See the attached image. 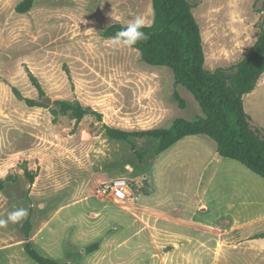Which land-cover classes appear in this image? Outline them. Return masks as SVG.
Segmentation results:
<instances>
[{
  "label": "rangeland",
  "instance_id": "1",
  "mask_svg": "<svg viewBox=\"0 0 264 264\" xmlns=\"http://www.w3.org/2000/svg\"><path fill=\"white\" fill-rule=\"evenodd\" d=\"M20 1L0 0V219L21 207L28 216L0 227V264H39L23 244L29 241L38 249L37 231L51 226L52 217L65 212L94 174L125 176L131 190L141 187L139 180L150 173V163L163 142L148 137L114 140L104 125L130 131L171 129L179 119H205L194 94L175 84L171 67L148 65L137 49L113 47L102 36L113 22L128 23L136 15L151 24L154 11H91L100 6L98 0H84L80 4L88 11H74L75 0H38L34 11L19 14L15 8ZM191 1L196 4L193 11L201 28L205 67L215 70L237 64L264 26L263 0H257L256 11L247 10L249 0ZM33 77L41 83L43 97ZM14 88L42 103L46 97L79 100L102 113V120L91 114L80 122L69 116L55 120L50 107L28 106ZM176 92L185 99L184 108ZM244 100L253 123L264 129V94L260 89L252 91ZM208 141V136L198 135L191 144L200 147ZM194 164L186 163L191 170L189 185L197 181ZM25 168L35 173L33 184ZM180 177L163 178L157 196L191 205L210 202V195L202 191L199 198L194 191L183 194L186 176L184 181ZM66 244L62 261L78 264L81 255ZM145 257H139L140 264H146Z\"/></svg>",
  "mask_w": 264,
  "mask_h": 264
},
{
  "label": "crops",
  "instance_id": "2",
  "mask_svg": "<svg viewBox=\"0 0 264 264\" xmlns=\"http://www.w3.org/2000/svg\"><path fill=\"white\" fill-rule=\"evenodd\" d=\"M75 1L74 11H88L80 4L84 0ZM98 1L100 6L91 11H154L153 0ZM255 4L257 0H249L247 10L256 11ZM259 34L255 33L248 50ZM259 89L264 94V73L254 92ZM198 135L185 136L156 154L150 173L139 180L140 188H130L125 205L102 199L94 190L115 174H94L77 190L65 212L56 213L51 226L37 231V250L63 260L68 239L78 248L99 242L96 250H82L78 264H140V256H146V264L157 260L159 264H264V178L239 161L221 156L213 139L199 143L200 147L192 145ZM187 161L195 163L196 185L188 184ZM179 175L181 181L186 176L183 194L194 191L199 198L202 191L210 195V202L191 205L158 197L159 182Z\"/></svg>",
  "mask_w": 264,
  "mask_h": 264
},
{
  "label": "trees",
  "instance_id": "3",
  "mask_svg": "<svg viewBox=\"0 0 264 264\" xmlns=\"http://www.w3.org/2000/svg\"><path fill=\"white\" fill-rule=\"evenodd\" d=\"M35 2L36 0H21L15 10L19 14L28 13ZM195 6L191 0H153V22L146 24L142 29L147 39L139 41L133 48L140 52L142 60L148 65L171 67L175 84L194 94L205 119H179L171 129L130 131L104 125L106 133L109 138L124 142L131 141L133 137L161 140L163 143L156 154L165 151L185 136L203 134L216 142L217 151L221 156L239 161L264 178V129L253 123L244 106L245 95L255 90L264 73V26L260 27L255 44L237 64L209 70L205 67L206 55L200 24L193 11ZM126 26L127 24L114 23L105 29L102 36L110 39ZM32 80L43 97L45 91L41 83L36 77ZM14 93L30 107H50L55 120L59 116H69L80 122L90 114L102 120V113L79 100L60 99L53 101V105H47L37 99L24 97L17 88H14ZM175 95L184 108L185 99L178 92ZM25 174L33 184L35 173L25 168ZM2 183L3 180H0V190L3 188ZM66 245L82 256V250H96L99 242L78 248L67 239ZM23 248L28 256L39 264H75L43 255L29 241L23 244Z\"/></svg>",
  "mask_w": 264,
  "mask_h": 264
},
{
  "label": "clouds",
  "instance_id": "4",
  "mask_svg": "<svg viewBox=\"0 0 264 264\" xmlns=\"http://www.w3.org/2000/svg\"><path fill=\"white\" fill-rule=\"evenodd\" d=\"M146 26L145 19L141 15H136L131 19L126 27L116 32L110 38L113 47H128L131 48L139 41L147 39L146 33L142 30ZM126 168L131 169L130 165ZM28 216V211L25 208H17L7 214V219H0V227L6 226L9 223H19L22 219Z\"/></svg>",
  "mask_w": 264,
  "mask_h": 264
},
{
  "label": "built area",
  "instance_id": "5",
  "mask_svg": "<svg viewBox=\"0 0 264 264\" xmlns=\"http://www.w3.org/2000/svg\"><path fill=\"white\" fill-rule=\"evenodd\" d=\"M130 181L125 176H117L110 180L101 181L95 189V193L102 199L113 200L125 205L130 193Z\"/></svg>",
  "mask_w": 264,
  "mask_h": 264
},
{
  "label": "water",
  "instance_id": "6",
  "mask_svg": "<svg viewBox=\"0 0 264 264\" xmlns=\"http://www.w3.org/2000/svg\"><path fill=\"white\" fill-rule=\"evenodd\" d=\"M44 102H46L45 104H47V105H52L53 104V100L50 97H46L44 99Z\"/></svg>",
  "mask_w": 264,
  "mask_h": 264
}]
</instances>
